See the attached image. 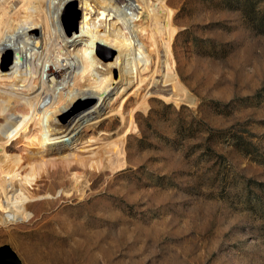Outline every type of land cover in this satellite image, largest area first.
<instances>
[{
	"label": "rangeland",
	"instance_id": "obj_1",
	"mask_svg": "<svg viewBox=\"0 0 264 264\" xmlns=\"http://www.w3.org/2000/svg\"><path fill=\"white\" fill-rule=\"evenodd\" d=\"M167 3L190 101L160 100L149 79L130 85L125 97L148 93L150 107L135 113L139 129L127 136L126 167L64 172L58 165L35 186L37 196H52L30 203L29 220H0V247L11 245L24 264H264V0ZM70 8L64 22L79 34L84 8L79 1ZM6 59L12 65L14 54ZM110 110L83 122L77 149L89 153L121 131ZM180 118L197 120L195 138L178 135ZM76 172L84 173L78 187Z\"/></svg>",
	"mask_w": 264,
	"mask_h": 264
},
{
	"label": "bare ground",
	"instance_id": "obj_2",
	"mask_svg": "<svg viewBox=\"0 0 264 264\" xmlns=\"http://www.w3.org/2000/svg\"><path fill=\"white\" fill-rule=\"evenodd\" d=\"M78 1L84 8L79 34L64 22ZM156 1L133 0V7L132 0H0L1 222L29 220L30 203L52 196H37L35 186L58 165L64 172L74 165L113 173L126 167L127 136L139 129L135 113L150 107L148 93L136 90L125 97L133 83L149 79L150 94L168 104L190 101L173 54L175 11L167 0ZM145 14L144 23L140 15ZM65 47L72 60L62 61ZM9 54H14L12 65L6 62ZM147 71L152 74L144 77ZM47 75H52V87H46ZM87 79L89 85L83 83ZM132 95L136 101L126 111ZM105 108L121 117V131L89 153L80 151L76 143L83 122L93 115L97 120ZM83 174H73L76 187ZM68 191L62 188L65 196L71 195Z\"/></svg>",
	"mask_w": 264,
	"mask_h": 264
},
{
	"label": "water",
	"instance_id": "obj_3",
	"mask_svg": "<svg viewBox=\"0 0 264 264\" xmlns=\"http://www.w3.org/2000/svg\"><path fill=\"white\" fill-rule=\"evenodd\" d=\"M107 53L112 54V51L105 48ZM0 264H24L21 257L13 250L11 245L3 244L0 247Z\"/></svg>",
	"mask_w": 264,
	"mask_h": 264
},
{
	"label": "trees",
	"instance_id": "obj_4",
	"mask_svg": "<svg viewBox=\"0 0 264 264\" xmlns=\"http://www.w3.org/2000/svg\"><path fill=\"white\" fill-rule=\"evenodd\" d=\"M171 108V105H167L165 106V109H170ZM182 121H181V124L179 125L178 127V135L180 137H183V139H186V138H195V129L194 126L195 124H197V120L193 119V121L191 122H187L186 120H184L183 118H180ZM199 124H200V121H199Z\"/></svg>",
	"mask_w": 264,
	"mask_h": 264
}]
</instances>
